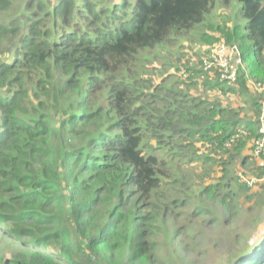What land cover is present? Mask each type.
I'll return each instance as SVG.
<instances>
[{
	"label": "trees",
	"instance_id": "trees-1",
	"mask_svg": "<svg viewBox=\"0 0 264 264\" xmlns=\"http://www.w3.org/2000/svg\"><path fill=\"white\" fill-rule=\"evenodd\" d=\"M220 1L238 5L262 64L264 0ZM214 3L0 0V240H10L0 264H188L179 243L195 225L234 226L239 193L264 189L253 155L262 100L242 77L225 88L205 71L219 92L246 93L249 110L219 96L183 105L192 98H160L134 69ZM249 162L251 187L234 176ZM248 238L235 235L227 264H264V238Z\"/></svg>",
	"mask_w": 264,
	"mask_h": 264
},
{
	"label": "rangeland",
	"instance_id": "rangeland-1",
	"mask_svg": "<svg viewBox=\"0 0 264 264\" xmlns=\"http://www.w3.org/2000/svg\"><path fill=\"white\" fill-rule=\"evenodd\" d=\"M237 7L238 5L236 6L235 2L224 5L220 0H215L214 6L206 15L201 25L186 35L172 38L168 43L154 48L150 53H144L136 62L135 71L142 73L143 77L153 80V86H158L156 93L160 98L181 102L192 98L185 104L182 103L183 105H193L201 100H213L214 97L219 96L220 101L224 105H228V107L233 105L238 107L240 105V109L247 111L249 110L248 103L244 100L248 98L247 95L257 97L264 102V89L260 90L254 86V82H260L264 87V54L262 64L254 66L248 53L249 41L243 37L244 31L241 28L243 21L236 15ZM6 17L7 15L3 16V18ZM221 42L236 44L242 53V57L244 58L243 69L240 70L239 77L244 79L247 95L245 93L236 97V95L231 93L226 94L227 91L225 90L227 89L225 88L227 87L224 88V91L219 92L220 89L213 88L212 83L207 85V83L203 82L210 77L202 69V60ZM3 46L6 47V45ZM236 85L232 87H236ZM235 89L239 91L240 88ZM150 91L154 92V88H151ZM154 103L160 104V100H156ZM180 121L182 126L186 124L184 118ZM198 146H202L201 143H198ZM201 150L208 153L205 147H202ZM171 153L172 156L175 155L173 151ZM240 160V156L234 158V168L237 167ZM206 165L208 166V164ZM250 165L252 167L253 163L249 162L246 167L237 171L234 174L235 180H238V178L239 180L249 178L245 173L250 170ZM229 170L230 168H228ZM242 171L246 172L242 173ZM258 180L260 183H264V177ZM245 183L248 187L252 186V184H248L249 182ZM259 187L260 185L255 189ZM247 193L251 194L250 191L239 193V196H241V206L244 211H241L242 213L239 214L237 220L234 222V226L205 227L204 224L195 225L181 239L182 241L179 244L182 247L180 248L179 257L185 259V262L189 261L188 264H227L228 251L236 243V234H245L246 237H249L248 245L250 246L256 242L255 239H263L264 189L260 187L257 192L255 191L257 194L252 198L247 197ZM190 214V209H188L183 214L182 219L185 221L186 217ZM254 216H260L262 221L254 229L253 235L248 236ZM189 222L192 223V221ZM11 227V224H6L3 226V230ZM197 234L198 236H196ZM194 236L196 237L193 239ZM166 242L163 240V244H166ZM9 244V239L0 240V256L3 252L7 253L9 251V248H7ZM243 245H240L241 248Z\"/></svg>",
	"mask_w": 264,
	"mask_h": 264
},
{
	"label": "built area",
	"instance_id": "built-area-1",
	"mask_svg": "<svg viewBox=\"0 0 264 264\" xmlns=\"http://www.w3.org/2000/svg\"><path fill=\"white\" fill-rule=\"evenodd\" d=\"M202 69L215 74L218 83L230 87L237 83L240 70L243 69V57L236 44H217L202 60ZM254 86L260 90L264 89L260 82H254ZM260 136L254 141L253 155L258 159L260 167L264 168V102L259 117ZM251 184L253 179L242 180Z\"/></svg>",
	"mask_w": 264,
	"mask_h": 264
},
{
	"label": "crops",
	"instance_id": "crops-1",
	"mask_svg": "<svg viewBox=\"0 0 264 264\" xmlns=\"http://www.w3.org/2000/svg\"><path fill=\"white\" fill-rule=\"evenodd\" d=\"M227 87V86H226Z\"/></svg>",
	"mask_w": 264,
	"mask_h": 264
}]
</instances>
